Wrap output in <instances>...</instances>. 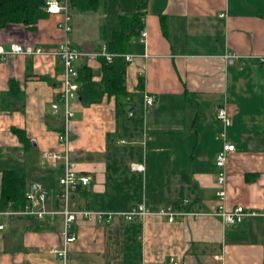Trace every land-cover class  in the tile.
Returning a JSON list of instances; mask_svg holds the SVG:
<instances>
[{
    "label": "crops",
    "instance_id": "obj_1",
    "mask_svg": "<svg viewBox=\"0 0 264 264\" xmlns=\"http://www.w3.org/2000/svg\"><path fill=\"white\" fill-rule=\"evenodd\" d=\"M141 5L142 0L135 7L118 4L112 16L106 3L96 11L71 10L70 37L76 44L71 45L90 53L110 52L117 32L126 31L120 19L141 12V28L128 34L124 53H113L127 63L131 110L125 115L107 92L88 105L80 95L73 103L71 156L90 178L75 201L108 213L143 205L150 213L134 220L119 214L108 224L79 218L72 226L76 241L69 246L68 264H264V0ZM88 12H100L92 20L99 24L98 40L77 34L83 21L87 25ZM60 19L47 13L32 27L0 30L1 45L22 43L46 52L0 55V193L5 171L24 173L31 191H47L50 205L62 173L61 164L44 156L60 149L57 132L63 125L62 115L51 108L63 79V62L55 55L62 40ZM142 32L146 42L140 40ZM227 53L237 56L233 64L223 59ZM100 58L87 56L76 65L91 68L96 83L103 77ZM146 96L154 97L147 109ZM221 107L232 121L226 140L235 146L226 163L224 206L256 213L235 225L212 215L220 205ZM134 112L138 118H126ZM134 164L145 168L134 170ZM167 206L185 214L170 222L157 214ZM61 232L60 218L42 224L31 217L8 220L0 231V264H62L51 251L62 245Z\"/></svg>",
    "mask_w": 264,
    "mask_h": 264
},
{
    "label": "built area",
    "instance_id": "obj_2",
    "mask_svg": "<svg viewBox=\"0 0 264 264\" xmlns=\"http://www.w3.org/2000/svg\"><path fill=\"white\" fill-rule=\"evenodd\" d=\"M46 13L58 14L61 16L58 22V27L62 31V40L59 47L55 51L63 62V79L62 88L58 102H53L51 108L55 114H61L63 125L57 132V141L60 145L59 150H49L44 153L46 160L52 164H61V176L59 177V190L55 193L53 204L50 205L47 199V191H29L27 193V204L23 210L16 211L10 208L0 209V231L7 227L8 220L17 217H31L37 220L40 224L45 222H53L58 218L62 224V245L52 248V253L55 254L62 264H68V251L71 243L76 241V236L72 233V226L76 220L83 218L97 224H108L112 219L121 214L127 220L144 219L150 213L143 205L132 208L124 213H108L98 210H92L86 207H79L76 199L79 197L80 190L89 184L90 178L82 175L77 168L76 161L71 156L70 133L71 123L74 117L73 103L78 100L80 82L78 81L77 62L87 56H102L106 60L111 61L114 54L101 50L97 53H90L84 50H79L71 45L70 35L73 31L70 0H47L44 8ZM224 16V14H221ZM147 33L142 32L140 40L146 42ZM46 52L42 48H37L32 45L22 43H10L6 45L0 44V55L3 59H7L14 55H41ZM133 56H127L131 60ZM237 56L225 54L223 59L226 63L233 64ZM154 104L153 96H146L144 99V108L147 109ZM130 113L129 117H132ZM217 118L224 125V130L220 133L223 139L222 149L216 156V166L218 172L216 175V185L218 188L217 196L220 201L218 208L212 212V215L218 217L224 225H235L241 223L246 217L256 215L255 212L247 211L243 206H238L234 210H228L224 206L226 198V163L230 153L235 151V146L226 140V128L232 121L228 110L221 107L217 112ZM143 164H134L133 169L137 171L144 170ZM157 214L161 216H169V221L172 222L176 216L185 214L183 212L174 211L172 206H167L160 209ZM173 261V259H172ZM176 264V263H175Z\"/></svg>",
    "mask_w": 264,
    "mask_h": 264
},
{
    "label": "trees",
    "instance_id": "obj_3",
    "mask_svg": "<svg viewBox=\"0 0 264 264\" xmlns=\"http://www.w3.org/2000/svg\"><path fill=\"white\" fill-rule=\"evenodd\" d=\"M47 0H0V30L9 25L23 24L28 27L34 26L47 13L44 8ZM107 0H70L71 10L96 11ZM147 0H142L143 8ZM141 12H136L131 18H121L122 27L125 32H117L109 44V51L112 53H124V45L128 36L141 28ZM128 32V33H127ZM127 33V34H126ZM129 34V35H128ZM103 77L101 83L92 80L95 72L85 64L77 67L78 81L80 82L79 95L84 104L99 101L102 95L107 92L115 96L117 107L124 111L125 115L130 109L127 99L129 93L125 85L126 61L121 57H115L111 61L100 58ZM11 90L16 89V83L11 81ZM134 109V108H132ZM131 110V109H130ZM139 116L126 118L136 119ZM31 191L24 173L5 171L3 173L0 193V209L10 208L12 210H23L27 204V193ZM18 218V217H17ZM25 218V217H23Z\"/></svg>",
    "mask_w": 264,
    "mask_h": 264
},
{
    "label": "rangeland",
    "instance_id": "obj_4",
    "mask_svg": "<svg viewBox=\"0 0 264 264\" xmlns=\"http://www.w3.org/2000/svg\"><path fill=\"white\" fill-rule=\"evenodd\" d=\"M138 1L139 0H107L106 1V7H105V9L107 10V11H110L109 12V15H114L115 14V12H117V10H116V6H118V4H123L124 5V7H126L127 6V4H128V8H129V5L132 7V6H134L135 7V5L138 3ZM102 9H101V11L100 12H102V10H103V8L104 7H101ZM100 12H98V14L97 15H95V13H90V12H88V13H85V20H86V23H87V25L86 24H84V21H83V24L82 25H79V31H78V36H80V37H87V38H90V39H97L98 38V36H99V32H98V26H99V24H93L92 23V20H93V22H95V20H96V16H101V15H99V13ZM74 16H75V12H71V18H72V26H73V24H75V21H74ZM109 20L111 21L112 20V18L111 17H109ZM104 24H106L107 25V27L109 28V29H111V25H110V23L109 22H106V21H104ZM93 27V28H92ZM92 28V29H91ZM75 32H76V28H75ZM71 36L73 37L74 36V27H73V32H72V34H71ZM70 39H71V37H70ZM98 40V39H97ZM96 40V41H97ZM71 42H73V45L75 46L76 44H74V40L72 39L71 40Z\"/></svg>",
    "mask_w": 264,
    "mask_h": 264
},
{
    "label": "water",
    "instance_id": "obj_5",
    "mask_svg": "<svg viewBox=\"0 0 264 264\" xmlns=\"http://www.w3.org/2000/svg\"><path fill=\"white\" fill-rule=\"evenodd\" d=\"M36 191V187H33L32 192L34 193Z\"/></svg>",
    "mask_w": 264,
    "mask_h": 264
}]
</instances>
